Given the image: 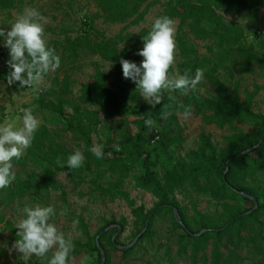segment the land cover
Listing matches in <instances>:
<instances>
[{"label": "trees", "instance_id": "obj_1", "mask_svg": "<svg viewBox=\"0 0 264 264\" xmlns=\"http://www.w3.org/2000/svg\"><path fill=\"white\" fill-rule=\"evenodd\" d=\"M92 1L97 4L108 22L124 23L133 19V23L136 24L143 21L150 6L155 3L147 4L145 11H141L143 5L149 0ZM22 2L23 0H0V11L14 9ZM243 10L254 12L257 17L259 12L264 10V0H168L164 4V10L158 15V18L168 16L180 21L177 35L180 75L188 72L194 77L196 69H203L204 77L214 86V95H205L199 89L188 95H181L179 91H176L181 99L180 104L168 107L164 111L159 110L158 107L151 110L143 101L135 83L123 77L122 70L117 71L114 83L109 85V75L98 67L95 69L93 82L81 84L80 95L76 103L69 98L68 78H64L60 95L55 100L49 99L47 94L40 95L36 101L38 106L57 113L66 121L63 131L71 132L78 141L85 144V162L79 169H68L66 164L64 168L57 166L55 163L57 157H61L66 162L67 157L74 152L67 150L54 140L52 131L46 126H40L34 135L32 146L26 150L25 155L18 161L13 160L14 167L19 170L15 173L16 179L10 187L0 189L2 219L5 218V214L2 215L5 208L38 191L46 195L53 191H61L65 199L67 194L63 191V184L56 178L57 173H65L71 181L78 185L85 181L83 175L86 174L92 177L91 183L95 186L94 190L102 197L110 202L125 201L132 209L136 222L139 224L136 237L145 228L149 219L148 229L139 241L153 235L155 217L168 212L173 223L183 231L179 237L182 244L180 252L186 253L190 245L194 264H197L199 255L202 253L205 257L204 264H235L238 262L240 254L237 251L242 248L246 240L243 232L248 228L254 229L256 225L261 228L263 223L260 218L264 213V203L261 202L258 191L259 183L264 178V115L255 113L253 109V99L264 86H256L252 93L246 94L245 101H242L239 89L235 86L231 90L217 75L219 70L229 64L230 60H233L240 69H248L252 65L264 69V54L248 49L244 43V30L239 26L226 23L219 14V12L237 14ZM150 30L144 28L139 34H119L113 38L103 35L100 38L88 33L72 40L66 38L64 41L66 46L63 47L66 54L61 58L76 60L80 56V51L87 50L92 55L121 66V57L130 61L141 58L135 53L143 48L142 37ZM188 34L194 35L196 40L211 42L207 55L201 56L190 45ZM0 56L5 59L4 65L0 67V80L7 83L10 69L6 62L9 55L0 48ZM173 74L174 69L171 68L169 75ZM128 105H133L135 116L149 115L153 120L164 122L161 132L155 134L159 139L158 146L164 149L172 147L180 140V138H172L169 133L173 130L174 124H177L176 114L183 112L181 105H191L192 113L200 116L206 125H216L221 129L231 127L234 132L224 138L223 147L213 144L211 137L206 133L200 134L199 147L189 151L184 160L165 168L164 177L161 180L159 174L152 169V163L157 156L154 157L152 150L145 147L144 122L140 124L142 130L135 136H120L119 150L113 149L112 156L97 159L90 151L94 145L92 134L96 133V127L100 121L98 113L88 111V107H97L98 111L103 112L108 120H112L115 117L124 116ZM66 106L72 107L73 116L69 117L65 114ZM164 113L169 114L166 119L161 118ZM0 123H3L1 117ZM236 123L250 125L255 132L245 133L236 127ZM259 143L261 145L257 149L238 156L242 151ZM139 162L142 172L134 176L135 187L150 192L158 199L156 206L146 213L143 205L136 207L135 200L130 197L125 187L127 178ZM227 167L229 170L225 175ZM107 175L109 178L115 177V180L106 179L101 182ZM188 182L200 193L215 201L221 207L220 212L216 215H207L195 207L194 216L189 217L185 214L175 201L173 194ZM38 195L41 194L38 192ZM248 195L256 198L259 207L253 213L243 215L254 206L246 204V202L252 203ZM169 205L179 208L182 222ZM73 218L79 220L86 231L87 226L83 218L81 216H73ZM189 220H194L199 228L195 229ZM111 224L112 222H107L106 226L100 229L86 245L75 244L76 249L73 252H98L97 264H100L101 252L96 245V236ZM6 225L16 237L17 230L13 225L10 222ZM200 232H203L201 236L191 234ZM111 233L112 230L101 236L100 245L104 249L103 240L109 235V245L118 251L116 244L120 245L119 237L116 243H113ZM256 239H249L248 242H254ZM209 247H211L210 259L207 254H204ZM132 249L124 250V254L130 253ZM105 251L107 256L105 264H109L110 254L107 250Z\"/></svg>", "mask_w": 264, "mask_h": 264}, {"label": "rangeland", "instance_id": "obj_2", "mask_svg": "<svg viewBox=\"0 0 264 264\" xmlns=\"http://www.w3.org/2000/svg\"><path fill=\"white\" fill-rule=\"evenodd\" d=\"M167 1L149 0L143 5L141 11H145L147 4L155 3H152L143 21L138 24L133 23V19H129L124 23L108 22L97 7V4L92 0H23L14 9L0 11V27L9 28L17 17L23 13L25 8L37 9L47 19V23L44 25L47 44L55 49L61 60L60 67L54 73L48 74L44 83L38 87L20 88L17 82L11 85L12 88L9 89L7 83L0 80V117L3 119V123H0V125L10 123L15 129L21 128L23 126V110L31 109L33 115L41 121L40 126H46L52 131L54 140L62 144L67 150L74 152L78 149L84 155L85 144L78 141L71 132L63 131L66 127V121L52 110L40 108L36 101L42 94H47L49 99L55 100L60 95L59 92L64 78H68L70 82L69 98L76 103L80 95L81 84L93 82L97 67L107 72L109 75L108 83L112 85L115 81V74L118 70H122V66H117L115 63L92 55L87 50L80 51V56L76 60L63 59L61 57L66 54L63 48L66 46L64 41L66 38H71L72 40L85 33L100 38L101 35L113 38L119 34H139L144 28L151 29L155 19L164 10V4ZM219 14L226 23L239 26L244 30V43L248 49L264 54V10L260 11L257 17L254 12L246 10L237 14L223 12H219ZM175 21V41L177 44L180 21L179 19H175ZM188 38L190 45L201 56L208 54L210 41L196 40L192 34H188ZM2 39L0 38V48L9 55V50L2 45ZM142 59L141 57L133 62L139 64ZM4 63L5 59L0 56V67ZM179 66L180 57L177 54L173 66V75L177 72L180 74ZM217 75L226 82V85L231 90L235 86L239 89L242 101H245L246 94L252 93L256 86H264V69L255 65L250 66L248 69H240L233 60H230L229 64L219 70ZM197 89L208 96L215 94L214 86L208 82L206 77H204L202 83L197 85ZM143 101L146 102L144 99ZM180 103L181 99L177 96L176 91L165 92L162 103L156 107L164 111L168 107H174ZM146 105L151 110L153 109L147 102ZM253 109L255 113L264 115V88L253 99ZM88 111L97 112L100 121V124L96 127V133L92 134L93 143L103 145L104 152H110L111 156L113 155V149L119 150L121 135L135 136L142 130L141 122H144L146 118H152L149 115L135 116L133 105L127 106V113L124 116L115 117L112 120H108L103 112L98 111L97 107H88ZM65 114L69 117L73 116L72 107L66 106ZM179 114H176L177 124H174L173 130H170L169 135L172 138H180V140L168 149L158 146L159 139L155 135L156 132H161L164 122L154 120L155 125L153 128L144 127V134H146L145 147L148 150H152L154 157L157 156L152 163V169L159 174L161 180H163L165 168L175 165L180 160H184L189 151L196 150L199 147L200 134L206 133L211 137L213 144L217 147H223L224 138L234 132L231 127L221 129L216 125H206L201 117L194 113L187 120ZM236 127L245 133L255 132L252 126L247 124L236 123ZM13 171L17 173L19 170L14 167ZM140 172H142V168L139 162L131 172L130 177L127 178L125 187L130 197L135 200L136 207L143 205L146 213L156 206L158 199L150 192L135 187L134 176H138ZM83 176H85V181L78 185L71 181L65 173H57L56 178L63 184V191L67 194L65 199L61 191H53L48 195L38 191L41 195H38V192L32 193L21 200H17L2 211V215L4 213L5 218L3 220L0 215V264H25L20 259V254L16 252L9 254L8 249L11 248L12 243L17 238L12 235L6 225L7 222H10L15 228L16 223L24 218L23 209L25 206H53L57 214L50 222L56 224L66 237L70 236L74 245H86L100 229L106 226L107 222H112L110 226H115L111 229V234L113 235L118 229L117 225L123 226V233L118 236V243L121 246L126 247L135 240L139 224H137L132 209L128 204L122 200L108 201L94 190L95 186L91 183L92 177L86 174ZM258 176H261L260 173H258ZM106 179L114 181L115 177L109 178L107 175L101 182ZM259 186V196L261 202L264 203V178L259 183ZM173 197L189 217L195 215V207L207 215H216L221 210V207L215 201L200 193L190 182L178 189L173 194ZM246 204L251 206L253 202H246ZM176 209L180 215L179 208ZM261 215L260 220L263 223L261 228L256 225L254 229L248 228L243 232L246 240L243 242L242 248L237 251L240 254V260L235 264H264V213ZM73 216H81L83 218L87 226L86 231L82 223L79 220H75ZM179 220L181 221V219ZM189 221L193 223L195 229L199 228L194 220ZM259 230L260 233H258ZM152 232L153 235L140 241L138 240L131 247L133 249L128 254H124V250H126L124 248H118V251L114 250L109 245L110 236L108 235L103 240V243L105 246L104 250H107L110 254L109 264H194L190 245H188L186 253L180 252L182 244L179 237L183 231L178 229L173 223L172 217L168 212H163L155 217ZM257 237L259 238L256 239ZM252 238L256 240L248 242ZM75 249L76 246H74L73 251ZM210 252L211 247L204 253L207 254L209 259ZM202 255L203 253L199 255L197 264H204L205 257ZM98 261V252H72L69 264H97ZM28 264H48V257H32Z\"/></svg>", "mask_w": 264, "mask_h": 264}, {"label": "clouds", "instance_id": "obj_3", "mask_svg": "<svg viewBox=\"0 0 264 264\" xmlns=\"http://www.w3.org/2000/svg\"><path fill=\"white\" fill-rule=\"evenodd\" d=\"M46 23L47 19L37 9L25 8L9 28L0 27L2 45L9 50L6 62L10 69L7 75L8 86L18 82L20 88L38 87L44 83L48 74L60 67V57L46 41ZM175 34L176 21L168 16H161L155 19L151 30L142 37L143 48L135 53L143 58L142 61L137 64L120 58L123 77L135 83L143 99L153 109L162 103L165 92L179 91L181 95H188L195 92L197 85L204 80V70L200 68L196 69L194 77L188 72L169 75L178 54ZM181 107L183 112L179 115L187 120L192 115V107ZM23 111L21 128L15 129L10 123L0 125V189L10 187L16 179L13 160H20L32 146L34 135L40 127L41 121L33 115L31 109ZM168 115L164 113L161 118L166 119ZM144 124L153 128L155 121L149 117L144 119ZM90 151L97 159L111 156L110 152H104L103 145L100 144H94ZM84 162V155L77 149L67 157L66 162L57 157L55 163L60 168H64L66 164L68 169H79ZM23 213L24 218L15 225L17 239L8 249L9 254H20V259L25 264L32 257L46 258L49 254L48 264H69L74 243L70 236L66 237L56 224L50 222L57 214L55 208L51 205L25 206Z\"/></svg>", "mask_w": 264, "mask_h": 264}, {"label": "water", "instance_id": "obj_4", "mask_svg": "<svg viewBox=\"0 0 264 264\" xmlns=\"http://www.w3.org/2000/svg\"><path fill=\"white\" fill-rule=\"evenodd\" d=\"M260 145H261V143H259V144L256 145V146H253V147H251V148H249V149H247V150H245V151H242L241 153L238 154V156L240 157V156H242V155H245V154H247V153H250L251 151L257 149ZM228 170H229V168L227 167V169H226V171H225V173H224L225 175H226V173L228 172ZM248 198H249L250 200H252L254 206H253V208H252L251 210H249L248 212H245L243 215H249V214L253 213L255 210H257L258 207H259L258 201L256 200L255 197L248 195ZM169 207L173 208L174 213L176 214L177 218H178V219H181V217H180V215H179L177 209L174 208L173 206H170V205H169ZM180 222H182V221H180ZM148 223H149V219H148L147 222H146V226H145V228L142 230L141 233L138 234V236L135 238V240H134L131 244H129V245L126 246V247H123V246H121V245L116 244V247H118V248H124V249H129V248L133 247V246L136 244V242L142 237V235L147 231V229H148ZM114 227H115V226H109V227H107L106 229H104L103 231H101V232L96 236V245H97V247L99 248V250H100V252H101V262H100V264H105V263H106V260H107L106 251H105V250L101 247V245H100V238H101V236L105 235L108 231H110V230L113 229ZM117 228H118L117 231L115 232V234H114L113 237H112V241H113V243H116V240H117L118 236H119V235L122 233V231H123V226H121V225H117ZM188 232H190V231H188ZM202 233H203V232H200V233H197V234H195V233H191V234H192V235H195V236H201Z\"/></svg>", "mask_w": 264, "mask_h": 264}]
</instances>
